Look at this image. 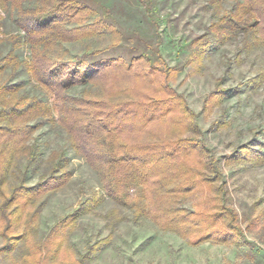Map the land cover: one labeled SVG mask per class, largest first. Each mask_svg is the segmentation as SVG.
Returning <instances> with one entry per match:
<instances>
[{
	"label": "rangeland",
	"instance_id": "1",
	"mask_svg": "<svg viewBox=\"0 0 264 264\" xmlns=\"http://www.w3.org/2000/svg\"><path fill=\"white\" fill-rule=\"evenodd\" d=\"M90 2L96 16H101L100 3L109 7L111 18L106 20L120 35L107 30L65 41L54 52L65 58L86 52L88 60L121 56L148 72L159 65L173 67L168 83L195 112L207 154L222 172L188 193L180 205L217 215L218 226L229 227L233 235L228 241L213 238L192 243L149 216L136 218L130 205L105 193L97 170L70 147L68 133L56 119L36 129L29 140L39 144L38 163L26 173L18 168L8 173L3 187L8 191L13 183H36L48 170L53 150H62L61 163L71 174L62 187L35 194L7 235L0 231V264H264V77L252 80L264 73V44L243 48L242 34L217 41L206 31L218 15L210 0H154L156 23L139 0ZM232 3L223 0L219 14ZM1 12L0 36L17 32L13 19ZM205 35L210 39L206 51L200 56L190 54L194 42ZM9 47L7 39L0 40V58ZM16 53L20 59L29 58L27 44ZM2 78L21 82L23 94L48 102L54 99L23 67L15 74L6 68ZM100 91L90 82L67 90L73 95ZM18 161L23 168L25 160ZM16 205L12 202L8 208ZM229 213L234 219L226 217Z\"/></svg>",
	"mask_w": 264,
	"mask_h": 264
},
{
	"label": "trees",
	"instance_id": "2",
	"mask_svg": "<svg viewBox=\"0 0 264 264\" xmlns=\"http://www.w3.org/2000/svg\"><path fill=\"white\" fill-rule=\"evenodd\" d=\"M139 1L150 21L158 22L154 0ZM222 1L210 0L218 15L206 31L220 42L242 34L246 49L264 44V0H232V6L219 14ZM99 7L101 16H96L90 0H0V33L1 9L18 28L0 36L10 44L0 58V231L9 233L35 194L56 190L68 181L71 173L61 163L62 150H53L48 170L36 183H13L8 191L3 187L8 173L16 168L26 173L38 163L39 144L29 140L36 129L57 119L68 133L70 147L97 170L105 193L120 204L130 205L136 218L149 216L161 228L177 230L192 243L213 238L228 241L233 232L218 226L217 215L180 205L188 193L201 183H211L212 177L219 178L222 172L207 154L195 112L184 95L168 83L173 67L164 64L148 72L143 67L134 68L133 59L127 62L121 56L88 60L86 52L73 58L54 52L65 41L107 30L120 35L106 20L111 18L109 7L102 3ZM205 36L194 42L190 54L200 56L206 51L210 39ZM23 44L30 51L26 59L16 53ZM156 51L161 58L159 48ZM8 67L13 74L23 67L54 96L53 101L19 92L21 82L2 78ZM263 77L264 73L252 80ZM86 82L98 85L101 91L67 92L72 85ZM19 159L25 160L23 168ZM12 202L17 205L9 209ZM228 216L234 219L233 213Z\"/></svg>",
	"mask_w": 264,
	"mask_h": 264
}]
</instances>
